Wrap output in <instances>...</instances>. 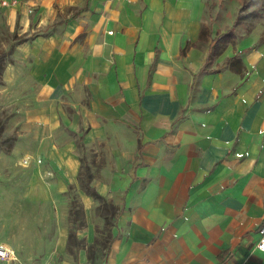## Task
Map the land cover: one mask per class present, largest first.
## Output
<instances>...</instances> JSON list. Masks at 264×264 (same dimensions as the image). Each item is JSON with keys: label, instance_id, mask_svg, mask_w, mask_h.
Segmentation results:
<instances>
[{"label": "crops", "instance_id": "crops-1", "mask_svg": "<svg viewBox=\"0 0 264 264\" xmlns=\"http://www.w3.org/2000/svg\"><path fill=\"white\" fill-rule=\"evenodd\" d=\"M244 1L0 6L8 32L24 34L3 61L4 80L14 69L15 81L30 75L42 105L32 117L37 128L75 137L48 152L53 197L75 184L87 211L89 183L118 210L106 264H264L253 249L264 223L260 28L242 32L245 19L235 42L208 60L211 39L231 28ZM235 55L241 66L231 69L225 61ZM5 214L0 197V242L15 251L0 264H31L32 250L3 231L13 229ZM86 224L69 236L58 223L45 263L95 264L94 227Z\"/></svg>", "mask_w": 264, "mask_h": 264}, {"label": "rangeland", "instance_id": "rangeland-1", "mask_svg": "<svg viewBox=\"0 0 264 264\" xmlns=\"http://www.w3.org/2000/svg\"><path fill=\"white\" fill-rule=\"evenodd\" d=\"M32 11H29V14ZM3 17L0 11V53L8 52L3 57L6 64L10 58L12 44H16L24 34L18 29L8 32ZM255 27L260 28L259 41L264 42V15L258 19H247L239 30L248 32ZM34 34L35 32L32 31L25 33L28 37ZM4 77L2 71L0 74V189H2L0 197L2 204L6 206L5 215L12 218L10 221L13 229L9 230L10 232L7 229L3 231L11 238L22 240L24 249L32 250L35 257L31 258V264H50L45 263L41 256L46 254L45 244L52 241L58 223L67 225L69 235H73L77 229L80 231L85 228L87 222L91 223L94 227L95 240L88 249L94 253L95 264H100L112 238L111 227L118 210L110 202L94 199L88 210H83L78 187L75 184H72V189L60 194V200H55L53 192L57 190L52 189L55 172L47 155L51 145L55 146L60 141L75 137L61 127L51 131L47 128H37L32 117L36 110L41 109L37 107L42 105L34 103L33 99L38 93V87L32 85L30 75L25 76L23 80L15 81L14 69L9 73L8 85ZM43 139L52 141L40 144ZM5 149L9 152L5 153ZM63 181L66 183L65 179ZM71 245V250L74 252L73 240ZM3 264L7 263L3 262Z\"/></svg>", "mask_w": 264, "mask_h": 264}, {"label": "trees", "instance_id": "trees-1", "mask_svg": "<svg viewBox=\"0 0 264 264\" xmlns=\"http://www.w3.org/2000/svg\"><path fill=\"white\" fill-rule=\"evenodd\" d=\"M262 13H264V0H247V1H244L241 4L239 12L235 17L231 28L228 31L221 33V34H218L214 38L211 39V41H213L214 44L211 48V52L208 56V60L210 61V60L214 59L215 57L219 56L229 44H233L235 42V39H236L235 38V29L245 19H247V18H253V19L259 18L262 15ZM202 34H204V30L201 31V35ZM3 57H4V54H0V74L2 73L3 68H4ZM225 63L231 69H237L241 66L240 58L237 55H235L231 59H227L225 61ZM0 82H1V79H0ZM8 152H9V150L5 149V153H8ZM83 187H85V189H83L85 191V193L87 195L91 196L94 200L100 201V202H106L104 200V198L96 191V189H94L93 187L90 186L89 183H87ZM108 250H109V246L106 248V254H107ZM106 254H105V257H106Z\"/></svg>", "mask_w": 264, "mask_h": 264}, {"label": "built area", "instance_id": "built-area-1", "mask_svg": "<svg viewBox=\"0 0 264 264\" xmlns=\"http://www.w3.org/2000/svg\"><path fill=\"white\" fill-rule=\"evenodd\" d=\"M15 5H17V0H0L1 7H8ZM108 33H111V31H109ZM258 235H259L258 240L255 242L253 249L264 253V223H262L261 226L259 227ZM14 259H15V251L9 246L0 242V263L2 261H9Z\"/></svg>", "mask_w": 264, "mask_h": 264}, {"label": "water", "instance_id": "water-1", "mask_svg": "<svg viewBox=\"0 0 264 264\" xmlns=\"http://www.w3.org/2000/svg\"><path fill=\"white\" fill-rule=\"evenodd\" d=\"M100 264H106V257L104 256V258L102 259Z\"/></svg>", "mask_w": 264, "mask_h": 264}]
</instances>
